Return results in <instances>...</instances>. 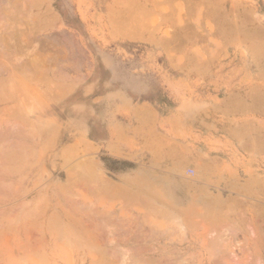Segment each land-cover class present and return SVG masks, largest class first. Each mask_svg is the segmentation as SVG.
Here are the masks:
<instances>
[{
  "label": "bare ground",
  "instance_id": "6f19581e",
  "mask_svg": "<svg viewBox=\"0 0 264 264\" xmlns=\"http://www.w3.org/2000/svg\"><path fill=\"white\" fill-rule=\"evenodd\" d=\"M61 3L0 0V264H264V121H258L259 135L250 122L242 131L228 132L231 124L211 111L206 121L213 133H205L201 112L214 104L218 113L227 102L199 94L208 88L223 96L245 87L242 108L255 106L264 113V7L250 10L249 19L242 12L247 28L242 32L239 25L232 27L246 38L224 39L222 48L228 49L213 60L219 46L211 49L210 22L215 18L208 21L212 5L203 4L209 13L204 50L189 54L183 46L186 60L166 55V67H171L166 71L156 66L154 57H135L129 69L122 70L113 58L97 56L85 79L70 75L73 60ZM232 8L234 17L238 13ZM201 14L196 10L198 19ZM221 16L226 21L227 16ZM83 78L88 85L79 86ZM249 80L261 81L252 101L245 85ZM96 83H117L126 112L132 99L146 97L158 121L174 113L180 121L178 159L170 165L172 158L151 148L153 139L144 143L145 138L137 136L134 144L127 131L102 133L96 118L86 120L87 95L105 90ZM90 110L94 113L95 107ZM103 139L108 158L124 154L136 163L134 216L147 227L137 226L134 237L156 243L167 234L169 242L129 249V254L121 245L99 242L102 195L109 199L111 218L106 217V223L111 226L112 199L119 193L116 173L102 167Z\"/></svg>",
  "mask_w": 264,
  "mask_h": 264
},
{
  "label": "crops",
  "instance_id": "0c3cea01",
  "mask_svg": "<svg viewBox=\"0 0 264 264\" xmlns=\"http://www.w3.org/2000/svg\"><path fill=\"white\" fill-rule=\"evenodd\" d=\"M215 1H217L216 5L218 6L219 4V7L222 8L220 9L223 10L221 12H223L224 16H227L226 21L221 20L223 22H219L220 25L217 26L218 32L220 33V31H222L224 27L226 28L228 26L229 29L227 28L225 29V31L227 32V30H229L231 32V35H229V31L227 33L223 31L226 34H222L221 39H227V43L229 39L233 40L231 38H237L240 36V39L243 40V36H241L240 34L236 36L237 32L234 33L235 30L233 28L235 27L232 26L234 23V17L236 18V16L233 17L231 16L232 13H229L232 11L229 10V8H231V5L227 4L226 2L224 3V0ZM256 1L259 4L255 5H259V7L249 6V0H239L238 11L236 10L238 13L237 17L238 15L240 16L241 14H243L242 12L249 11V7H251L250 10L261 8L262 6L260 5V3L262 1ZM256 1L252 0L251 3H254ZM49 2L53 3V5H56V3L58 2H62L60 4V7H62L63 13L65 15L63 22L65 23V31L68 35L67 41L68 39L72 40L74 43L73 45H76L74 48L77 50L79 49L78 52L72 53L75 55L88 57L89 62L91 63V67L95 66L94 60L97 56L113 58L115 60V67H122V70L129 69L130 60H134L135 57H140L141 59L146 57H163L162 62L159 63V68H161V70L163 71H166L167 69L165 58L168 55L184 56V53L186 52L184 51L185 49L183 48V46L185 45L188 46V50L190 51L189 54H192V50H204L205 45L209 42L208 39L204 36L201 38V40L198 37L200 35V30L197 27L199 24L196 15L197 8H193L194 5L198 4V0H186V2L185 0H49ZM191 4H193V6ZM180 7L182 10L180 9ZM184 7H188L186 13H188V15H190L192 18L190 16H186V14L184 13ZM244 8L246 9V11H244ZM225 12L226 14H228L226 15ZM247 15L248 14L246 13V17ZM243 17L240 16L239 20H242L243 22H241L244 25V21L246 22V20L244 19L247 18L245 17L243 19ZM222 24L223 26H221ZM190 27H192V29H190ZM245 28H247L246 24L244 25L243 30ZM240 31H242V29ZM225 35L227 36V38L225 37ZM179 36L183 39H186L182 40ZM174 37L175 39H173ZM180 40L183 41H181L182 44H180ZM169 42L171 44H169ZM201 45L204 46L201 47ZM67 48L69 49V41ZM231 49L232 48H229L230 52H232ZM72 53L70 52V55H73ZM84 78L83 81L79 82L81 83L79 86L88 85V82L84 80ZM96 84H102L105 90L104 92H101L99 94L91 93L90 96L87 95L88 99H86V101L84 102L85 119L90 121V119L96 118V120H98L101 124L100 130L102 133L106 132L107 134H109L111 129H118V131L120 132L127 131L126 136L134 144L136 143L137 136H140V141L141 138L144 137L145 141L143 140V142L146 143L147 140L150 139L148 138V134L150 133L149 131L151 130V128L155 129L158 127L156 123L151 120V116L152 114H155L156 110L154 109L153 105H151L152 103L150 102V100L146 97L140 98V100L132 99L130 103L131 108L129 107L130 111L126 112L123 109L124 104L122 102V97L124 96L122 95L117 83ZM211 95L219 96L218 99H220L229 94L221 96L217 94V92H214L211 93ZM94 107L95 111L93 110ZM91 108L94 113L91 112ZM169 114L175 115L174 113L170 112L167 113L165 117L167 118ZM74 117L76 118V116ZM156 117H158V115H156ZM115 134L116 136H118L119 132H115ZM101 146L102 167L104 169H110L111 167V171L116 173V186L118 187L119 193H117L112 199V201L115 202V209L113 213L114 215L112 214L114 223L111 226L110 224L108 226V223H106V217L111 218V215L107 212L106 207L109 199L104 193L102 195L100 209L101 218L99 217L100 225L98 233L99 235L102 234L103 236H101L103 238L105 237V239L103 240V238L100 237L101 239L99 242L102 243L104 241V243H102L103 245H109V243L111 242L115 245H121L124 251L125 249L126 251L128 250V254L129 249L132 250L134 248V250H136V248L146 247V245L150 243L159 244L166 243L167 241L169 242L168 235H164L165 237H159L160 239H156V243L155 241L149 240L148 242H145V240H137L135 238L136 236L134 237V235H136L137 226H139L140 228L147 227L146 224L138 223V225L135 221V216L137 214L136 204H134L135 201L133 200L137 192L134 182L136 169L135 160L130 157H126L124 154H119L117 156H114V158H108L109 153L106 149V140H102ZM132 146L134 147V145ZM177 149L178 148H176L175 150ZM130 152L131 150H129V153ZM110 158H112V160H110ZM127 202L129 203L127 204ZM116 220L123 221H121V223H118L119 221ZM116 222L118 224L117 226L115 224ZM118 226H120V228ZM125 240L127 242H125ZM132 251H130V253Z\"/></svg>",
  "mask_w": 264,
  "mask_h": 264
},
{
  "label": "rangeland",
  "instance_id": "374dc122",
  "mask_svg": "<svg viewBox=\"0 0 264 264\" xmlns=\"http://www.w3.org/2000/svg\"><path fill=\"white\" fill-rule=\"evenodd\" d=\"M251 1L252 0H249V6H251V7H254V6H256L255 4H259V3H257V1L256 0H253V1H256V2H254V3H251ZM260 1H262L261 3H260V5L262 6V7H264V0H260ZM185 2H186V0H185ZM215 2H217V1H215V0H198V4L197 5H194L193 6V8L195 9V8H197V10L198 9H200V11H202V13H204V14H201V16H200V18L198 19V21H199V25H200V35H199V39L201 40V38L203 37V34H205L204 35V37H207V35H208V33L207 32H205V25L204 24H202V23H204V19L205 18H207L208 16H209V13L207 12V10H204V8L206 9V6L208 7V8H210V5H212L211 7V12H212V9H213V12L211 13V16H210V18L208 17V21L211 19V18H215V19H211L212 21L210 22L211 23V49H215L214 48V45L215 44H218L219 46H218V48H216L215 50H216V52H218V54H216V55H212L211 56V59L213 60V58L214 57H217L219 54H220V52H222V54L224 53V50L226 51L227 49H223L222 48V46H224L223 45V43H224V40L223 39H221V35L222 34H220L219 32H218V30H216V28H217V26L218 25H220L219 24V21H221L223 18H222V16L221 15H224V14H222V12L220 11L221 9L220 8H218L219 7V5L216 7L215 5H216V3ZM223 2H226L227 4H230L231 5V7H233V8H236V10L238 11V4H233L234 2H236V3H238L239 2V0H224ZM202 3V4H201ZM208 3V4H207ZM203 4H206V6L204 5L203 6ZM234 5H235V7H234ZM258 7H259V5H257ZM256 6V7H257ZM214 7H216L215 9H214ZM251 7H249V11H247V14L250 12V8ZM187 8L188 7H184V13H186V11H187ZM232 8V9H233ZM218 12V14L216 13V12ZM214 13H216V14H214ZM202 15H203V20H202ZM206 15V16H205ZM214 15H216V16H214ZM235 16H237V15H235ZM240 16H244L243 14H241ZM240 16H238V17H240ZM186 18V17H185ZM248 19H249V16L247 17ZM216 19H218V20H216ZM235 19V21H234V25H239V26H237L238 27V29L240 28V25H241V28L240 29H242V27H244V25H243V21L241 22V21H239V18L237 19V18H234ZM215 21H217L218 22V25H217V23L215 22ZM238 21V22H237ZM212 22H213V25H212ZM214 23H216V24H214ZM241 23V24H240ZM214 25H217V26H214ZM204 26V27H203ZM249 27H251V25L249 24L248 25ZM214 27V28H213ZM214 29V30H213ZM213 34H215V36L213 35ZM220 34V35H219ZM217 35H219V36H217ZM233 35V34H232ZM237 35H239V33H237ZM241 36H243L244 38H245V36L241 33L240 34ZM214 36V37H213ZM219 37L218 39H217V37ZM201 37V38H200ZM243 38V39H244ZM220 40V41H219ZM68 41H70L69 42V46H71L72 48H70L69 47V49L71 50L70 52L72 53V52H76V50L77 49H75L74 47H73V42H72V40H70V39H68ZM222 41V42H221ZM72 42V43H71ZM228 45V44H227ZM226 45V46H227ZM204 45H201V47H203ZM206 46V45H205ZM73 48H74V50H73ZM221 51H220V50ZM73 50V51H72ZM200 51H202V50H200ZM77 52H78V50H77ZM72 57H71V59L73 60V62H71V75H72V77H74V78H76V77H86V74H88V73H90L91 71H92V67H91V63L89 62V59H88V57H85L84 58V56H80V55H71ZM74 57V58H73ZM76 57V58H75ZM181 57V56H180ZM183 57V60H186V58L188 57V56H182ZM191 57V56H190ZM137 58H140V57H137ZM83 59V60H82ZM154 59H155V64H156V66H158L159 65V63L160 62H162V60H163V57H154ZM71 60V61H72ZM217 61V60H216ZM79 62V63H78ZM74 63V64H73ZM78 67V68H77ZM171 67H166V69H170ZM75 69V70H74ZM77 69V70H76ZM258 81V82H257ZM236 82V80L234 81V83ZM257 82V83H256ZM261 81L260 80H252V82H251V80H249V82L247 83V84H245V85H248L246 88H248L249 89V98H250V100L252 101V100H256V92H257V90L259 89V87H257L256 85H258L259 83H260ZM242 87V86H241ZM245 88V87H244ZM243 87H242V89H240L239 91H237V90H235V91H232L231 93H229V95H227V96H225V97H222V98H220V99H218V101H220V103H224L225 104V101L227 102L226 103V105L224 106V105H222L223 106V111H220V112H216L215 110V107H214V109H213V106H214V104H212V106L210 107V106H208V109H210L209 111H208V109H206V110H204V111H202L201 113H203L204 114V116H205V120H201L203 123H202V125H203V131H205V133H208V134H212L213 133V129L210 127V125L207 123V121H206V118L208 117V116H211V111H212V113L214 114H218V116H223V119H224V121H226L228 124H231L230 125V128H229V130H228V132H231V131H233V130H244L243 129V126L242 125H245L247 122H250L253 126H255V129H257V130H255V131H257V134L259 135L260 134V127H258L259 125H258V121H260V120H263L264 121V113H263V110H259V108H255V106H253L252 107V109L250 108L248 111L244 108L245 106H243V108H242V106L240 105V104H242L243 102H241V101H243V99H244V97H243V93H244V91L245 90H243L244 89ZM206 91H209V92H205L204 94L203 93H199V94H201L200 96L201 97H203L202 99H205L206 98V96L207 95H209V96H213V95H211V90L210 89H208V88H206ZM240 93H242V95H240ZM251 93V94H250ZM238 95H239V97H238ZM227 97H229V98H227ZM226 99H228V100H230L231 102H234L235 100H236V102L235 103H231V102H229L228 100H226ZM233 99H234V101H233ZM241 99V101H239ZM224 100V101H223ZM238 100V101H237ZM238 102V103H237ZM234 104V105H233ZM238 105L240 106V108H238ZM244 105V104H243ZM228 108V109H226V108ZM235 107V108H234ZM224 108L226 109V110H224ZM229 108H230V110H229ZM241 110V111H240ZM244 110V111H243ZM228 111V112H227ZM229 111H230V113H229ZM233 111V112H232ZM256 111V112H255ZM258 111V112H257ZM224 112H225V114H224ZM245 112V113H244ZM255 112V113H254ZM226 113H228V114H226ZM234 113H235V115H234ZM238 113V114H237ZM240 113V114H239ZM244 113V114H243ZM262 115H261V114ZM243 116V117H242ZM225 117V118H224ZM157 118L158 117H156V115L155 114H152V116H151V120L153 121V122H157L156 123V125H158V127L157 128H155V129H153V128H151V130L149 131L150 133L148 134L149 135V138L150 139H153L155 142L154 143H152L151 144V148H153V147H157L158 149H161V150H163V152H164V154H167V156H168V158H172L171 159V161L169 162V164L171 165L172 163H173V159H178V155H179V153H180V150H179V139H178V135L180 134L179 133V130H178V124H180V121L179 120H177V118H175L174 116H173V114H171V115H168L167 116V118L163 121V119H162V121L161 120H157ZM227 118V119H226ZM165 122V123H164ZM245 123V124H244ZM234 124H238L239 125V127H236ZM234 125V126H233ZM175 126V127H174ZM257 126V127H256ZM208 127V128H207ZM211 128V129H210ZM238 128V129H237ZM212 131V132H211ZM259 131V132H258ZM157 134V135H156ZM160 135H161V137H160ZM165 139H164V138ZM155 138V139H154ZM173 140V141H172ZM164 145V146H163ZM176 148H178L177 150H175ZM168 149V150H167ZM223 166V165H222ZM163 169H164V167H163ZM210 172H212V173H214V172H218V170H215V169H212L211 168V170H210ZM241 179L243 180V179H245L244 178V176L243 175H241ZM214 188H212L211 187V189H210V191H214L213 190ZM238 199H239V201L240 202H242V199H240V197H238ZM239 202V203H240ZM243 205L244 204H242V206H241V203H240V206L242 207V209H243ZM240 206H239V211H241V208H240ZM167 235V234H166ZM146 248V247H145ZM145 248H141L142 250L143 249H145ZM141 249H139V250H141ZM146 250V249H145ZM149 258V256H142L141 258H143V259H145V258ZM138 258V257H137ZM140 258V257H139ZM147 258V259H148Z\"/></svg>",
  "mask_w": 264,
  "mask_h": 264
}]
</instances>
